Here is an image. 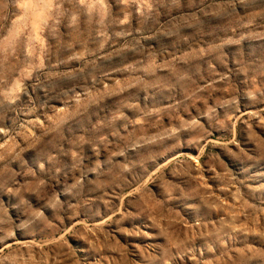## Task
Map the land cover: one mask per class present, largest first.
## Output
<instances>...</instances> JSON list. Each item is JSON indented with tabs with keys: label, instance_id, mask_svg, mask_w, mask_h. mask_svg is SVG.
Instances as JSON below:
<instances>
[{
	"label": "rangeland",
	"instance_id": "374dc122",
	"mask_svg": "<svg viewBox=\"0 0 264 264\" xmlns=\"http://www.w3.org/2000/svg\"><path fill=\"white\" fill-rule=\"evenodd\" d=\"M0 264H264V0H0Z\"/></svg>",
	"mask_w": 264,
	"mask_h": 264
}]
</instances>
